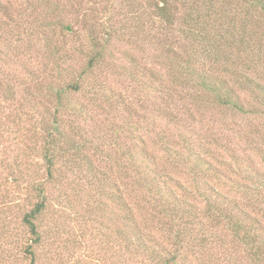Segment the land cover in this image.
<instances>
[{"label": "rangeland", "instance_id": "obj_1", "mask_svg": "<svg viewBox=\"0 0 264 264\" xmlns=\"http://www.w3.org/2000/svg\"><path fill=\"white\" fill-rule=\"evenodd\" d=\"M160 1L0 0V264H31V255L26 252L29 244L35 256L33 264H154L147 255L135 254L133 246L126 245L122 214L124 204L130 210L133 206L127 200L123 203L116 200L117 193L110 197V189L102 180L99 184L93 181V176L83 180L85 173L71 171L60 160L56 164L58 170L46 180V167L39 152L41 121L50 119L41 112L46 103V88L51 84L66 85L74 68L83 69L89 53L96 50L93 41L106 44L95 75L104 86L103 91L113 97L116 111L105 105L102 112L99 103H92L87 93L81 100L88 106V113L91 111L97 117L101 111L100 120L113 115L114 123L129 120L137 125L141 119L145 138L142 142L158 156L165 154L159 147L160 137L177 141L178 147L187 143L191 154L201 159L200 166L205 170L202 174L199 171L192 174L189 170L193 166L189 163L183 161L174 166L165 157L160 159L161 167H167L176 181L190 187L193 176L201 174L209 185L250 210L264 227V187L258 194L261 198L252 199L256 196L253 188L257 187V179L264 176V89L260 92L238 84L233 73L221 71L220 65L204 61L196 52L189 61L218 71L217 78L236 93L233 97L242 105L243 112L198 98L191 84L175 80L171 76L174 63L186 64L192 49L181 38L172 42L164 37V44H158L156 36L164 30L157 27L158 10L154 5ZM188 8L185 6L179 12ZM36 16L38 19H34ZM258 26L252 25V29L261 32V37L264 26L259 29ZM164 34L175 37L177 31ZM249 51L243 61L246 68H242V63L240 70H246L264 85V51L259 52L255 46ZM56 61L67 69L62 79L56 77L59 73L54 66ZM44 83L46 88L40 87ZM118 97L126 104L120 106ZM20 119L21 128L16 124ZM67 119L64 115L63 120ZM88 121L85 123L92 122ZM35 131L34 137L35 133H31ZM25 145L29 150L23 153ZM111 151L114 157L116 150ZM89 158L97 175L117 170L102 153ZM1 163L11 171L5 170ZM207 166L222 173L219 176L224 186L213 182ZM33 169L36 172L32 173ZM18 171L23 175L17 176ZM12 177L16 181L11 182ZM37 181H46L43 194L47 204L37 220L40 240L34 242L35 236L29 233L23 217L40 200L37 191H30L31 183L36 185ZM228 181L245 185L246 194L229 187L225 184ZM168 187H173L178 200L186 196L173 181ZM198 197V205L203 206V197L200 194ZM193 222L196 230L192 233L184 226L186 247L192 248L184 264H264L262 227L255 226L250 231L261 240L257 255L261 259L249 257L242 244L233 243L232 236L225 234V244L217 248L214 261L208 257V250L201 253L200 247L190 245L192 239L197 242L199 237L196 231L200 222ZM219 224L229 232L222 221ZM155 236L166 243L159 234ZM205 239L209 248L210 238L205 235Z\"/></svg>", "mask_w": 264, "mask_h": 264}, {"label": "trees", "instance_id": "obj_2", "mask_svg": "<svg viewBox=\"0 0 264 264\" xmlns=\"http://www.w3.org/2000/svg\"><path fill=\"white\" fill-rule=\"evenodd\" d=\"M154 6L158 10L156 17L159 25L157 27L167 33L177 31L175 37L164 34V31L159 33L156 36L158 44H164V40L174 42L173 40L181 38L190 44L192 49V52H188L186 64L181 62L179 64L182 65L179 66L178 63H174L175 69L173 68L171 76L182 84H188V86L191 84L198 98L218 105H229L230 108L243 112L242 105L233 97L236 93L231 87H226V82L217 78L218 71L212 69V66L208 69L203 64L195 65L189 60H193L194 52H196V56L204 61L220 65L221 71L233 73L238 84H244L245 87L262 92L264 85L254 80L246 70H240V66L245 57H248L252 46H255L259 52L264 51V35L260 37L262 33L252 29V25L254 27L259 25L258 29L264 26V0H161ZM185 6L189 8L179 12ZM92 44L96 50L89 53L86 66L83 69L74 68L72 79L65 81L66 85L63 86L61 83L53 87L51 84L46 88L44 83L40 86L46 88L44 97H47L45 99L47 104L43 103L41 112L50 118L41 121L43 124L40 127L42 145L39 152L46 167V180L52 177L55 170H58L56 164L59 160L71 171L85 173L82 175L83 180L92 176L93 181H98V184L102 180L110 189V197H114L117 193L116 200L121 203L127 200L133 206L130 210L124 204L125 209L122 214L123 237L126 245H132L135 254L147 255L154 264H184L188 260L192 248L186 247L184 230L187 228L191 233L196 230L193 228L195 224L193 221L200 222L196 231L199 237L197 242L192 239L190 245L194 243L195 246L200 247L201 253L208 250V257L213 258L214 261L219 251L217 248L225 244V234L232 236L233 243L242 244L249 257L255 256V260L261 259L257 256L261 240L250 234V231L255 226L257 229L260 227L264 229V227L250 210L247 211L240 206L238 200L209 185L207 179L200 176L205 171L200 166L201 159L191 154L187 143L184 142L183 146L178 147L177 141H167L165 137H160V142H157L165 154L158 156L155 152L148 151L142 142L145 138L141 131L143 126L141 119L137 125L129 120L114 123L115 117L112 115L110 118L109 114L100 120L101 111L103 112L105 105L115 111L116 108H113V97L107 91H103L104 86L95 75L97 65L103 61L106 44L99 45L98 41H93ZM171 59L173 63V57ZM260 60L257 59V61ZM61 65V62L57 61L54 65L59 72L56 77L60 76V79L63 78L62 73L67 70ZM246 65L243 63L242 68H246ZM78 93H81L79 99H77ZM87 93L90 94L88 98L92 103L95 105L99 103L101 111H98L97 117L91 115V111L88 113V106L82 103L81 99ZM115 102L117 103L116 100ZM118 102L120 106L126 104L123 99ZM64 115H67L69 119L64 121ZM88 119L90 120L88 122L91 120L92 122L85 123ZM20 122L21 119L16 121L19 128H21ZM148 123L146 125L149 127ZM36 134V131L31 133L34 137ZM107 141L112 144H106ZM27 150L29 149L25 145L23 153ZM111 150H116L114 157ZM97 153H102L105 159L111 161L109 165L117 170L110 169L107 174L97 175L95 164H92L89 158ZM163 157L174 166L183 161L185 164L189 163L197 168L195 171L193 167L190 168L189 171L192 174L197 171L201 174L196 173L197 177L193 176L191 187L185 183L181 184L170 175L167 167H161L160 159ZM1 166L8 170L5 163H1ZM205 169L211 170L210 177L215 184L224 186L219 176L222 173L210 166ZM34 172L36 170L33 169L32 173ZM229 174L230 172L225 177ZM22 175L23 173L18 171L17 176ZM116 179H119V183ZM13 181H16L15 177L11 178V182ZM172 181L185 191L188 199L185 196L178 200L173 187H168L169 182ZM45 182L37 181L36 185L31 183L30 191L31 189L37 191L40 200L34 202L23 217L29 233L35 236L34 242L40 240L37 220L47 204L46 194H43ZM120 183L124 185L121 186ZM256 183L257 187L253 188V194L256 196H252L255 201L261 198L258 194L264 187V176L261 175ZM225 184L235 187L236 192L240 191L244 194L247 192L245 190L247 187L245 188V185L238 181H228ZM131 194L133 200L130 199ZM199 194L203 197V199L200 198L204 203L203 206L198 205ZM156 207H159V210H156ZM220 221L229 232H226L219 224ZM156 233L166 240L165 244L164 241L156 240ZM205 235L211 240H209L211 242L209 248L206 245ZM149 243H155V245H149ZM26 252L31 255V264H33L35 256L32 244L26 246Z\"/></svg>", "mask_w": 264, "mask_h": 264}]
</instances>
